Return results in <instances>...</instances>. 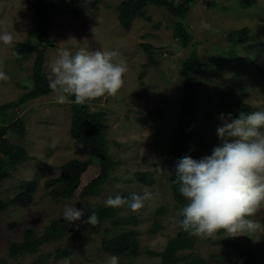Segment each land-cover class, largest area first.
I'll return each mask as SVG.
<instances>
[{
	"label": "rangeland",
	"instance_id": "rangeland-1",
	"mask_svg": "<svg viewBox=\"0 0 264 264\" xmlns=\"http://www.w3.org/2000/svg\"><path fill=\"white\" fill-rule=\"evenodd\" d=\"M50 0V39L54 45L46 46V66L58 57L60 49L75 53L80 48L88 51L117 50L128 68L124 85L116 97H102L90 102L92 111L106 112L104 129L108 147L117 164L111 176L104 182L99 194L88 198L79 192L69 199L53 200L51 187L46 181L61 173L63 164L71 159L90 158L89 148L76 143L70 135L72 103L58 104L54 93L27 102L21 109L13 111V117L24 118L25 136L10 133L8 139L23 145L30 159L20 163L11 176L0 183V198L7 199L19 192L20 180H36L34 201L28 208L10 206L0 213V259L5 264H34L39 255H49L46 264H61L70 258V264H106L111 256L101 249L104 236H115L123 229H137L140 254L136 264H158L159 255H151L147 249L162 251L168 242L182 229L174 221L182 219L180 213L186 200L179 193L172 173L176 162L190 155L199 160L211 155L221 141L217 127L224 123V113L218 104L217 91L221 84L233 86L237 91L248 94L247 103L253 111L264 110V74L255 65L260 61L264 68V0L249 8L241 6L242 0H197L185 18L187 30L192 34L189 46H182L174 37L175 18L166 8L149 5L144 15L134 18L130 28H125L118 17V4L122 0ZM146 16H149L148 20ZM35 15L25 0H0V33L7 30L15 41H24L34 28ZM244 27L250 28L249 40L242 43L230 33ZM148 42L157 48L156 63L144 67L148 62L141 43ZM197 51L195 77L199 84L197 107L188 128H181L183 91L179 87L182 78V59L193 50ZM34 55L19 61L11 54V47L0 43V70L9 79L0 81V104L16 100L33 86L32 68ZM145 75L140 78V74ZM230 122V121H229ZM182 139H179L181 130ZM98 164L93 163L83 175L81 190L98 174ZM164 170L158 172L157 168ZM149 172L155 179L147 185L136 179L135 173ZM175 178V177H174ZM153 194L150 201L138 212L124 205L117 215H133L137 225H115L112 218L103 221L99 231L84 223L86 209L105 205L109 196L130 197L133 193ZM66 207L84 211L80 221L69 223L64 220ZM264 209L252 219L262 225ZM54 219L61 220L68 231L59 239L45 242L34 254L14 258L10 254V243L23 238L26 227L42 232ZM155 220L162 228L149 234L148 229ZM263 226V225H262ZM236 236L239 245L253 253L264 255L261 235ZM227 236L223 231L212 238H198L191 250L181 254L197 253L209 261L212 255L226 256V262L211 261V264H234L236 257L223 249L218 241ZM58 248H66L69 254L56 260ZM191 258L180 264H191Z\"/></svg>",
	"mask_w": 264,
	"mask_h": 264
},
{
	"label": "trees",
	"instance_id": "trees-1",
	"mask_svg": "<svg viewBox=\"0 0 264 264\" xmlns=\"http://www.w3.org/2000/svg\"><path fill=\"white\" fill-rule=\"evenodd\" d=\"M27 5L32 9L35 15V26L30 32L27 40L15 41L11 47V54L19 61L28 60L34 55L32 68L33 86L29 91L21 93L16 100H12L0 104V183L11 176V172L17 166L30 159L26 148L18 143H14L8 139L10 133H16L25 136V121L22 117L14 119L13 111L21 109L27 102L35 100L41 96L50 95L53 92L49 88L48 73L46 66V46L54 45L50 39L51 20L49 17L51 2L50 0H25ZM74 4H80L81 0H71ZM100 0H95L93 5L96 7ZM197 0H122L118 4V17L125 28H130L134 18L138 15H144V10L149 5L156 7H164L174 16V32L175 38L181 41L182 46H189L193 37L187 30L184 23L187 13L193 7ZM257 0H242L241 6L249 8L254 6ZM149 20L150 17L146 16ZM250 28L244 27L240 30H234L230 33V37H237L242 43L249 40ZM145 54L148 56V62L144 67L155 64V53L157 48L151 43L143 42L140 44ZM197 51L194 49L188 57L182 59L181 74L182 78L179 87L183 91L182 107H181V128L187 129L188 122L193 119L197 101L199 98V84L195 77L197 67ZM255 65L258 70L264 74V68L260 61L256 60ZM145 75L143 71L140 78ZM218 104L220 109L228 114L231 113L235 118L240 112L250 114L253 112L252 106L247 103L248 94L237 91L233 86H225L221 84L217 91ZM74 100V97H69ZM94 101V100H93ZM92 102V101H91ZM90 102L77 106L71 104L72 117L70 135L76 143L89 148L90 158L85 160L71 159L61 167V173L56 178L46 181V187H51L49 195L55 201L72 198L76 192L82 198H88L99 194L102 185L111 176L115 170L116 160L108 147V138L106 137L104 122L106 120V112L103 110L92 111L89 107ZM98 164L99 172L95 178L91 179L81 190L80 187L83 175L91 164ZM175 168V167H174ZM173 168V170H174ZM136 179L144 184L153 185L155 179L149 172L135 173ZM173 180L176 179L175 172L172 173ZM175 177V178H174ZM175 181V180H174ZM175 185H178L175 183ZM20 190L13 197L7 199L0 198V213L6 211L10 206L18 205L22 208H28L34 201V193L37 190L38 183L36 180H20ZM119 208H110L105 205L96 207H88L86 209L85 221L91 213L95 212L98 216L99 223L93 227V230L99 231L103 221L112 218L111 222L115 225H137L135 216L117 215ZM262 225L264 226V216L262 217ZM61 220L54 219L50 226L44 228L42 232H38L32 228L26 227L23 231L21 240H14L10 243V254L14 258L22 257L27 254H34L38 251L42 244L49 241L59 239L65 234L69 226H62ZM162 224L159 220H155L153 225L148 229L149 234L157 233ZM139 231L137 229H123L117 235L109 237L104 236L102 239L101 249L109 253L111 256L116 255L119 258V264H136L135 259L140 254ZM264 242V233L261 235ZM197 237H190L183 230L172 238L162 251L147 249L151 255H159L160 262L158 264H180L184 259L191 258V264H211V261L226 262V256L212 255L210 261L197 253L181 254L186 250H191ZM218 243L227 252H232L236 257L234 264H264V255L253 253L251 250L241 246L236 241V237H222ZM69 250L66 248H58L55 254L56 260H63ZM49 255H39L34 264H46ZM6 259H0V264H5Z\"/></svg>",
	"mask_w": 264,
	"mask_h": 264
},
{
	"label": "clouds",
	"instance_id": "clouds-1",
	"mask_svg": "<svg viewBox=\"0 0 264 264\" xmlns=\"http://www.w3.org/2000/svg\"><path fill=\"white\" fill-rule=\"evenodd\" d=\"M0 43L13 47V35L3 31ZM120 55L117 50L80 48L73 54L60 49L58 57L48 66L49 88L55 102L80 106L105 96L116 97L128 71L123 60L114 62ZM8 79L0 70V81ZM220 119L224 121L217 127L221 144L213 148L211 155L199 160L185 155L175 164L174 182L186 203L181 209L182 219L174 222L190 237L212 238L221 231L227 237L250 236L264 231V226L252 219L264 209V110L240 112L235 118L231 113L226 116L221 113ZM157 171L164 172L160 167ZM152 198L149 191L127 198L109 196L105 206L127 205L132 212H138ZM83 215L84 211L76 207H66L63 212L69 223L80 221ZM84 223L95 227L99 223L97 214L91 213ZM61 264H70V258ZM106 264H119V258L112 255Z\"/></svg>",
	"mask_w": 264,
	"mask_h": 264
},
{
	"label": "water",
	"instance_id": "water-1",
	"mask_svg": "<svg viewBox=\"0 0 264 264\" xmlns=\"http://www.w3.org/2000/svg\"><path fill=\"white\" fill-rule=\"evenodd\" d=\"M184 132H185L184 130H181V133H180L179 139H182V138H183Z\"/></svg>",
	"mask_w": 264,
	"mask_h": 264
}]
</instances>
